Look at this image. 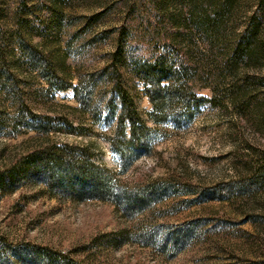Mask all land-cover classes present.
Returning a JSON list of instances; mask_svg holds the SVG:
<instances>
[{"label": "rangeland", "instance_id": "obj_1", "mask_svg": "<svg viewBox=\"0 0 264 264\" xmlns=\"http://www.w3.org/2000/svg\"><path fill=\"white\" fill-rule=\"evenodd\" d=\"M53 9L64 20L48 28ZM123 23L133 56L183 65L181 78L208 100L156 121L129 67L126 84L151 131L148 150L127 146L122 155L112 143L119 97L95 95L87 110L70 84L107 63ZM28 24L45 29L33 32L31 46L58 62L51 83L14 41L28 37ZM0 57L11 78L0 80V172L41 142L58 141L88 146L119 190L118 201L73 199L69 187L52 190L21 171L0 183L6 243L49 246L87 264H264V179L248 166L264 160V0H0ZM31 114L59 126L66 117L75 130L38 132L26 123Z\"/></svg>", "mask_w": 264, "mask_h": 264}, {"label": "trees", "instance_id": "obj_2", "mask_svg": "<svg viewBox=\"0 0 264 264\" xmlns=\"http://www.w3.org/2000/svg\"><path fill=\"white\" fill-rule=\"evenodd\" d=\"M104 11L94 13L85 17L83 21L84 29L96 23ZM48 28H52L54 20L63 22L62 15L55 9L51 10ZM27 26V25H26ZM28 37L26 39L19 35L14 41L16 45L28 56V64L32 71L39 73L47 79L48 83L57 80L58 62L31 46L33 32L42 34L45 29L34 27L28 24ZM112 29H106L101 33V39L107 38ZM15 33V32H14ZM129 28L123 23L118 30L116 46L110 53L109 59L104 66L99 68L89 78H80L73 86L75 95L81 108L90 110L94 103L93 96L97 95L101 99L109 90L111 97L109 101L118 96L121 100V112L118 120V129L115 138L112 140L113 146L119 153L124 154L123 147H131L133 150H148L149 133L151 127L146 120L141 117L138 111L136 99L130 94V89L126 84L127 70L132 67L140 78L145 93L153 105L150 112L151 117L156 121L163 118L157 113H164L168 110L187 109L191 110L208 100L206 95H199L193 92L185 79L181 78L187 70L183 65H174L167 57L159 56L151 59L144 55L135 57L128 45ZM13 49V48H12ZM242 56L250 57L248 50L241 49ZM241 55V54H240ZM1 58V57H0ZM1 61L4 62L3 58ZM55 78V79H54ZM88 78V79H87ZM11 81L10 75L6 71H0V80ZM164 82V83H163ZM116 86V87H115ZM48 119V120H45ZM50 117H34L26 123L28 126L41 133H49L51 130L67 132L75 130L68 118L63 117L60 125L50 121ZM129 127V136L126 128ZM249 170L257 174L258 179H264V160L257 161V164L249 162ZM25 171L32 177L40 176L45 183L55 190L69 187L70 196L73 199H80L85 196L98 197L118 201V187L113 182L109 173L105 172L99 165L91 160V153L88 146L73 145L58 141L41 142L34 149L22 155L15 163L6 170L0 172V183L5 184L6 179H16L18 173ZM57 190V189H56ZM138 194V191H136ZM135 193V195H136ZM125 202H134L135 196L124 197ZM10 253V254H8ZM23 258L28 264H87L83 260L72 256L69 252L54 249L49 246L35 243L17 244L6 243L0 238V264H9V258ZM25 256V257H24Z\"/></svg>", "mask_w": 264, "mask_h": 264}]
</instances>
